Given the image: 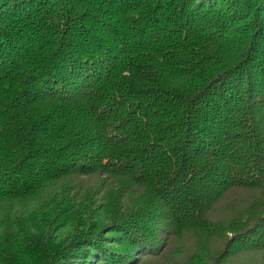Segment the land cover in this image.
<instances>
[{"label":"trees","instance_id":"1","mask_svg":"<svg viewBox=\"0 0 264 264\" xmlns=\"http://www.w3.org/2000/svg\"><path fill=\"white\" fill-rule=\"evenodd\" d=\"M258 254L264 0H0V264Z\"/></svg>","mask_w":264,"mask_h":264},{"label":"rangeland","instance_id":"2","mask_svg":"<svg viewBox=\"0 0 264 264\" xmlns=\"http://www.w3.org/2000/svg\"><path fill=\"white\" fill-rule=\"evenodd\" d=\"M259 260H261V255L260 254H258V256H256V257L251 256V257L239 258V259H237L236 262L229 261L227 263L228 264H240V263H242V264H244V263H248V264H258L257 261H259Z\"/></svg>","mask_w":264,"mask_h":264}]
</instances>
